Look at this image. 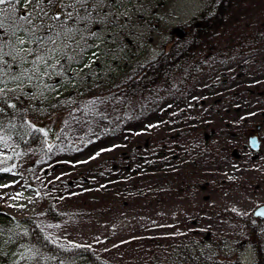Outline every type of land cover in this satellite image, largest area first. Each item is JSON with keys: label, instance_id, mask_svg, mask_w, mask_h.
Listing matches in <instances>:
<instances>
[{"label": "rangeland", "instance_id": "obj_1", "mask_svg": "<svg viewBox=\"0 0 264 264\" xmlns=\"http://www.w3.org/2000/svg\"><path fill=\"white\" fill-rule=\"evenodd\" d=\"M75 1L21 6L35 26V16L43 21L54 10L77 9ZM95 1L88 6L97 9L93 26L98 29L44 42L22 31L12 44L32 51L3 57L8 68L20 62L13 77L0 76V89L31 90L50 105L34 122L48 136L51 153L38 160L20 152L13 136L0 135V156L13 157V164L0 170V207L33 219L54 242L87 245L120 264H178L168 252L183 242L201 248L219 242L245 264L251 245L242 227L249 212L264 203V41H251L264 23V0H236L225 23L173 76L171 95L149 105L148 96L106 95L99 91L102 80L112 81L154 57L168 31L194 18L203 0H112L109 6ZM110 18L124 22L117 27ZM144 18L151 24H139ZM90 31L94 67L86 74L92 76L94 97L81 101L84 96L72 91L83 84L70 75L81 71L72 65L71 53ZM117 37L124 40L121 46ZM140 107L145 113L133 117ZM113 116L121 120L110 131ZM256 123L263 139L253 152L241 145ZM205 134L206 156L197 149ZM48 205L62 217L52 218ZM14 253L31 255L23 243Z\"/></svg>", "mask_w": 264, "mask_h": 264}, {"label": "trees", "instance_id": "obj_2", "mask_svg": "<svg viewBox=\"0 0 264 264\" xmlns=\"http://www.w3.org/2000/svg\"><path fill=\"white\" fill-rule=\"evenodd\" d=\"M204 1V10L199 18L184 24L183 32L180 35L169 32L167 42L163 43L162 50L155 58L144 64L136 65L130 73L117 77L113 82L107 81L103 87L104 91H120L124 95L130 96L150 94L159 97L168 95L171 75L193 58L194 52L200 47L204 38L223 25L227 14L236 2V0ZM84 3L86 1L81 3L76 0V4L80 5V8L65 13L66 15L63 17L52 15L43 19L41 22L44 24H39L38 30L36 32L32 30L28 36L42 37L39 40L43 41L50 36L58 37L74 29L92 27V16L94 15H87L86 10L88 9H84L86 5ZM15 7L16 14H21L19 4ZM68 13L72 15L69 16ZM146 22L147 18L142 19V23ZM5 27L6 30L0 31V38L12 43L13 35L11 30H7V21ZM261 27L260 31L252 35L254 41H264V24ZM22 29H25V23L21 25L20 30H16L15 34L21 32ZM135 34L137 35L136 32ZM93 43L94 34L92 33L80 40V46L76 52L78 55L73 60L74 65L83 66L85 64L84 55L92 52ZM165 43H167V47H165ZM7 52L9 51L6 50ZM8 56L5 55L6 58H9ZM6 70V67L0 64V74L6 73L9 76L10 74ZM82 82L85 81L82 80ZM31 101H33L32 97L27 98L25 93L18 90L0 92V134L14 135L20 151L38 158H45L49 154V148L44 135L37 126L32 125L29 121L33 114L32 107L34 110L39 107H41L40 110H44V107H48V105L43 106L39 99H36L35 103ZM142 111V108H139L134 114H142ZM114 126L115 124H112L110 129L113 130ZM10 163L11 159H0V168ZM244 231L245 239L253 248L254 264H264V229L260 221L249 216L244 225ZM21 240H25L32 250V257L28 260L13 257L11 254L14 244ZM171 253L180 258V264H236L229 254L221 251L219 244L202 249L188 244L173 245ZM72 262H75L74 264H116L99 258L88 247H68L50 241L36 223L28 217L0 216V264H68Z\"/></svg>", "mask_w": 264, "mask_h": 264}, {"label": "snow or ice", "instance_id": "obj_3", "mask_svg": "<svg viewBox=\"0 0 264 264\" xmlns=\"http://www.w3.org/2000/svg\"><path fill=\"white\" fill-rule=\"evenodd\" d=\"M22 2L27 3V4L35 3L37 5H40V4L45 3V0H0V5H10V7H7V8H0V31L6 30V27H5L6 21L8 22V29L7 30H11L13 36H15L16 30L21 29L22 24H24V23L31 24V21L26 19V14H24V13L19 14V15L16 14L15 5L20 4ZM47 2L51 3V0H47ZM77 2L82 3L83 0H77ZM68 15L71 16L72 14L68 13ZM22 30L25 32H29V33L31 32V30L28 28H25ZM31 38L42 39V37H35V36H32ZM24 42L25 41L23 39H20L18 41V44L23 45ZM5 46H7L10 49V51L7 53L4 51ZM23 51H29L30 52L32 50L31 49L26 50V49L21 48L18 51L17 48L13 44H11L10 42H6L2 38H0V62H3V57L5 55H12V54L19 55L20 52H23ZM21 59H23V57H21ZM42 59H43L42 56L37 57V61L42 60ZM33 63H35V61ZM2 91L3 90L0 89V92H2ZM40 131H43V129H41Z\"/></svg>", "mask_w": 264, "mask_h": 264}, {"label": "water", "instance_id": "obj_4", "mask_svg": "<svg viewBox=\"0 0 264 264\" xmlns=\"http://www.w3.org/2000/svg\"><path fill=\"white\" fill-rule=\"evenodd\" d=\"M249 142L252 148H258V142L256 137H250ZM263 211H264V206H260L255 210V212L258 213L259 215H262Z\"/></svg>", "mask_w": 264, "mask_h": 264}]
</instances>
